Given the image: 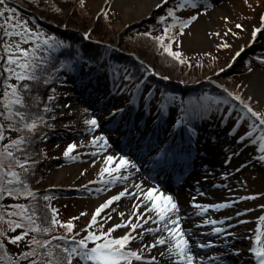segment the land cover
<instances>
[{"label":"rangeland","instance_id":"374dc122","mask_svg":"<svg viewBox=\"0 0 264 264\" xmlns=\"http://www.w3.org/2000/svg\"><path fill=\"white\" fill-rule=\"evenodd\" d=\"M113 1L103 0V4L99 6L100 0H84L83 5H81V0H6L11 4L15 2L16 4L12 5H15L18 9L22 7L25 11L31 12L38 20L42 19L41 21L49 26L52 33L50 35L45 34V36L55 38L57 35L55 39L63 42V46L57 48L59 51L67 50L66 47L81 48L88 58L104 57L112 61L118 60L131 66L136 65L135 71L141 68H138L137 65L142 64V66H147L146 69L152 68L157 75L159 74L158 77L161 80L156 77L159 82L171 85L173 89L169 88L170 90L180 91V84L182 83V92L189 89L194 91L198 89L205 90L206 88L215 93L225 94L230 99V103L234 105L229 103L227 105L218 103L215 106L203 104L207 107H203L195 122L199 124L203 121L202 126L208 124L213 128L220 130L224 128L228 132L232 131L231 134L237 141L236 147L239 146L246 153V166H243L242 170L235 174V179L228 190L232 199L239 197L253 198L235 205L234 209L228 214H240L251 210L245 217L239 216L242 219L237 220L245 223L233 228L232 232L241 233L252 229L255 227L256 219L260 215V211H257V209L264 205V166L258 162V158H254V155L257 156V147L254 146L253 141L257 135L255 133H251L250 136L247 134L253 125L258 124L261 130H264V125H260L259 121L247 114L240 102L229 97L224 89L239 95L254 110L264 114V104L249 94L250 85L256 79L257 71H264V29L261 30L252 46L243 48L242 51L239 50V56L235 55L238 51V44L247 38L250 26L256 23L257 16L262 5H264V0H196L198 10L190 7L176 8L177 2L174 0H167L166 4L161 0L158 3L159 7H157V4L148 15L136 21L128 20L124 16L123 8L114 7ZM202 3L204 5H201ZM224 4H228L230 8L229 15L214 19V29L207 30L206 23L211 17V13ZM130 5L133 9L137 8L134 1ZM8 6L9 4H7ZM3 7L4 5H0V8ZM9 8L15 9L12 6ZM169 8L174 9L179 20L187 21L192 15L197 17L183 29L182 35L179 34L178 23L171 29V32L176 33V40L179 41V43L173 41L171 48L173 51L180 52V58L185 63H180L179 60L168 56L153 39L155 36L162 35L163 29L168 24L173 23L172 18L167 15ZM15 13L19 14L16 10ZM6 16L7 12H4L0 15V19L4 17L3 20L5 21ZM162 16L165 17V21L160 20ZM17 20L14 18L9 24H15ZM145 22L149 23L146 26H141ZM25 23L35 32L28 22ZM237 24L242 27L237 28ZM138 26L141 27L138 28ZM38 32L43 33L41 30ZM145 32L151 33V36L145 37L143 35ZM9 41L18 42L19 37H11L6 40L3 37V40L0 39V57L4 56V43ZM27 44L22 43L21 46L31 48V44L29 46ZM103 47L107 50L102 49ZM108 50L110 54H107L109 53ZM97 51L100 54H94ZM60 63L59 56L55 55L52 63L48 64L51 68V74L47 76L49 80L45 87L46 91H39V94L40 92L42 94L39 96L40 101L36 96V91L43 87L39 88L38 83L34 81L29 88L31 89L30 92L33 91L35 94L33 96L30 95V92L25 94L24 100L32 102L29 109L31 114H33L34 100L41 105L40 109L43 111L42 118L44 122L37 124V130L29 134L27 130L18 132L10 129L8 125L11 121L0 115V125L4 127V140L0 141V147L7 144L10 139H16L18 136L30 135L32 137L31 143L23 145L24 153H16V155L18 158L23 159L26 154L32 156V158H29V162L34 160V164L30 168L32 170L26 174V181L30 190L33 193L36 192L34 193L35 198L5 195L0 199V216L3 217L0 220V231L4 233L0 236V245L3 246L0 247V256L7 254L8 258L16 261V264H28V260L24 259L21 253L29 251L30 248H36V245L30 243L34 236L37 240L42 241L51 240L53 236L71 234L66 233V230L60 226H56L49 234L33 233L26 227L9 230L7 224L9 219L20 221L22 224L26 223L20 216L8 215L9 212L18 211V209L10 207L11 205H25L26 209L29 210L28 214H31V211L34 210L38 215L37 224H42L45 216L50 220L51 208L56 209L57 219L62 222H67L75 217L76 219L72 220L74 224L73 233L78 234L77 238H80L86 235V225H88L94 209L114 195L111 193V184H107L100 192L94 193L91 197L77 200L71 196L74 189H81L86 185H97L99 180L108 179L109 175L107 173L104 174V178L100 179V170L102 167L113 168L117 161L114 160L112 164L108 165L104 163L106 153L113 155L109 152H106L101 160L97 159L101 154L99 151L102 150L100 147L102 142L99 140L94 145L92 140L93 137L99 135V132L95 130L96 127L93 128L85 123L87 119L94 117L95 113L80 104L79 101L72 100L75 95L73 92L74 83H70L66 71L59 73ZM221 69L223 70L221 71ZM91 72L92 68L85 66L82 80ZM129 72L132 73L131 70ZM6 75V73H3V64L0 63V88L2 92L5 88V85L2 84L4 81L3 76ZM168 76L169 78L166 81L162 80ZM12 79L17 84V81L14 78ZM1 90L0 96H2ZM118 92L116 90L110 92L107 106L111 104V106L119 105L121 101L126 104L127 100L125 99L129 96L128 92L125 88L120 93ZM50 95L54 97L52 101L47 99ZM169 104L171 111L169 116H175L179 103L175 99L169 98ZM45 106L48 108L47 111H45ZM85 109L87 111H84ZM4 111L3 103H0V113ZM226 113H228V116ZM240 116H244V119L238 120ZM227 119L228 123L226 122ZM39 126H42V129ZM237 127L238 130L234 132L232 129ZM69 143L76 145L70 153V157L73 158L64 157L63 155ZM232 153L233 151H230V155ZM89 161L91 163L88 166H83L80 170L78 169L79 171H75L74 167ZM68 167L70 170L59 178V181L51 176L53 173L59 172L60 169ZM14 170L20 171L19 169ZM52 190H56L58 195H49ZM45 196H48L49 199L44 200ZM130 200L131 198L126 199V201L120 200L115 204L113 202V205L104 211L111 216L115 207L116 210L122 207L126 209L132 207L134 203ZM81 213L85 214L81 215ZM125 217L126 215L123 218L120 216L113 223H119ZM97 220L98 223L104 224L103 231H107V228L113 224L103 213L97 217ZM87 230L101 231L97 225H93ZM141 230L138 228L136 231L140 232ZM125 231L126 229L121 227L116 229L112 236L122 235ZM24 233L26 234L22 236L21 240L15 243L10 242V238ZM52 243L63 242L53 240ZM142 244L143 241L138 243L132 241L129 247H138ZM37 251L40 252L43 249H37ZM30 259H36V257ZM40 259L45 258L41 257ZM0 264H5V262L0 261ZM72 264L77 263L73 260ZM132 264L140 263L135 262Z\"/></svg>","mask_w":264,"mask_h":264},{"label":"snow or ice","instance_id":"6c2138e0","mask_svg":"<svg viewBox=\"0 0 264 264\" xmlns=\"http://www.w3.org/2000/svg\"><path fill=\"white\" fill-rule=\"evenodd\" d=\"M84 0H81V5H83ZM166 4L167 0H163ZM0 5H4L0 8V15L7 12L5 18V24L0 25V30L3 31L6 37H19L18 42H6L3 46V51L5 55L0 57V63L3 64V76L5 81V88L0 96V103H3L4 112L0 115L4 116V119L11 121L8 125L10 129H14L18 132L27 130L30 134L34 130H37V124L43 123V118L39 115L32 116L24 109L28 108V103L24 100L22 91L24 94H28L31 89L26 81L40 82L42 79V74L48 69L45 65L49 64V57L47 56H37V51L43 48L44 50L54 51L58 47L63 46L62 41H57L54 37L45 36L41 32H33L23 21L17 20L15 24H9L15 18V9L7 7L6 0H0ZM160 5L158 4L157 7ZM176 8L190 7L191 9L198 10L196 0H179ZM103 11V10H101ZM167 15L172 18L173 23L168 24L163 29V34L153 37L155 42L163 48V52L173 59L179 60L180 63H185L182 60L179 51H173L171 44L173 41L179 43L176 40V33L171 32V29L175 27L178 23L180 28V33L183 34V29L188 26L197 17L195 15L190 16L187 21L179 20L175 15L174 9L169 8ZM261 23L260 26L251 31V38L255 39L257 33H260L264 29V15L259 17ZM161 21H165V17H160ZM237 28L242 26L237 24ZM145 37H150L151 33L145 32L143 34ZM32 42L33 47L24 48L21 44H27ZM226 46V45H224ZM242 51V49H241ZM236 56L240 55V51H237ZM54 67V66H53ZM223 69H221L222 71ZM14 78L17 84L7 83L9 79ZM168 79V77H164ZM129 79V77H125ZM21 82H25L22 83ZM44 83H48L47 79H44ZM18 85L20 87L18 88ZM53 91H55L53 89ZM229 97L237 100L246 110L247 114L259 121L260 125H264V114L254 110L245 100H243L239 95H235L232 92H228L224 89ZM47 99L52 101L53 96H48ZM251 99V97H249ZM214 103L228 104V100H215ZM17 106V107H14ZM48 108L45 106V111ZM84 111H87L85 109ZM243 117H240L242 119ZM86 124L92 126L93 128L98 126L97 119L92 117L85 121ZM253 131H256L253 128ZM247 135H251L248 133ZM243 139V137H241ZM4 140V127L0 125V141ZM32 137L29 136H18L16 139H10L7 144H3L0 147V199L5 195L7 196H25L35 198V194L30 190L29 185L26 181V174L30 171L34 161L29 163V156L24 155L23 159L18 158L16 153H24L23 145L26 143H31ZM103 140L104 145L108 144V141L103 136L93 137L92 144H96L97 141ZM261 144L260 150L264 151V136L260 137ZM76 145L69 143L63 152L64 157H70V153ZM260 160H264V156L259 157ZM114 160L117 163L113 168L102 167L99 175L103 178L104 174L107 173L111 179L103 181L105 184H111L117 178L121 180H127L128 177L120 175L119 177L113 176L112 174L119 173L120 169H126L128 166L131 168H136V165L132 163L124 155H119L118 157L113 155H106L104 157V163L106 165L112 164ZM7 164V166H5ZM27 165V166H26ZM14 169H19L16 171ZM12 186V187H10ZM133 187L137 190L136 193H128L127 189L119 191L117 194L112 195L103 203L99 204L94 209L91 219L86 225V235L77 238L78 234L73 233L74 224L72 223L75 217L68 220L67 222H62L57 219L56 209L51 208V218L45 216L42 224H37L38 215L33 210L31 214L29 210L26 209L23 204H15L10 207L18 209V211L9 212V216H20L26 223H21L20 221L8 220V229L12 230L14 228L26 227L29 231L33 233L49 234L55 229L56 226H60L66 230V233L71 235H61L53 236L51 240H37L35 236L31 240V244L36 245V248H30L29 251L21 253V256L28 260V264H72L74 258H78L81 264H132L133 259L135 261H143L145 257L142 255L144 248L152 249L157 246H165L166 252L162 251L161 256L167 254L168 259L171 264H195L196 256L194 255L190 246V236L191 233H186L181 226V217L179 213L178 204L175 202L173 197L168 195H159L158 190L153 187H148L146 189L141 188V184L136 183ZM126 195H132L133 197L143 196V200L136 202L132 206V211L129 216L122 219L119 223H113L107 228V231H103L104 224L98 223L97 217L104 214V216L111 220L112 217L105 212V209H109L113 202L120 201L122 197ZM203 195V193H201ZM253 197H241L240 199H252ZM49 197L45 196L44 200H48ZM195 197H193V201ZM143 204V207L141 205ZM227 205L224 203L215 204H199L193 203V207L200 210V213L206 212L209 208L221 209L225 208ZM85 213H81L84 215ZM119 215L123 218L125 216L124 212H120ZM135 217V220L132 218ZM3 217L0 216V220ZM261 224H264V215L258 217ZM149 222L155 225V227H145ZM243 222V221H242ZM207 225H215L217 222L215 220L205 219L203 221ZM93 225H97L101 231L93 232L90 229ZM125 228L126 231L119 236L113 237L112 233L119 228ZM142 229L140 232L136 230ZM213 233L220 234L223 229L220 227H213L211 229ZM135 233V235H133ZM145 233H159L155 235L152 243H144L141 245L140 250H133L129 247L130 242L143 240ZM4 233L0 231V236ZM16 235L10 238V242L15 243L22 239L25 235ZM62 241L63 243H55L52 241ZM255 242L250 243L248 251H250L256 261V264H264V231L258 226L255 229ZM91 244V247L89 246ZM199 248H208L210 245L205 242H199L196 244ZM0 247H3L0 245ZM37 249H43V251L38 252ZM239 255V251H236ZM31 257H36V259H30ZM45 259L41 260L40 258ZM150 261L155 264L156 257L151 256ZM202 259V258H201ZM0 261H4L5 264H16V261L11 260L7 257V254L0 256Z\"/></svg>","mask_w":264,"mask_h":264},{"label":"bare ground","instance_id":"6f19581e","mask_svg":"<svg viewBox=\"0 0 264 264\" xmlns=\"http://www.w3.org/2000/svg\"><path fill=\"white\" fill-rule=\"evenodd\" d=\"M136 2L137 8L133 9L130 5L132 2ZM161 0H148V1H140V0H114L113 1V6L114 7H122L124 10V16L128 18V20L131 19V21H136L140 20L142 17L148 15L151 11L152 8H154L158 3H160ZM100 4H103V0H100ZM230 13V8L228 4H224L223 6L217 8L215 11L211 13V17H209L206 26L207 30H213V20L216 18H221V17H227ZM261 15H264V5H262L260 13L257 16V20L255 24H252L249 28V33L248 36L245 40L241 41L238 44V51L243 49V48H248L252 46L259 33H257V37L255 39L251 38V31L257 27L260 26V19L259 17ZM256 88V90H255ZM103 89L105 90H100L99 94H104V92L108 93L109 91L104 87ZM250 95L254 96L259 100L262 104H264V71H257V76L256 79L253 81V83L250 85ZM108 94L103 95V98L107 97ZM201 137L198 138L200 141V144L202 146V149L204 152H206L207 157L203 159L204 164L203 165H209L212 168L208 169L209 176L205 177L202 176L194 179L195 182H199L201 187H206L205 185L208 184L209 186L213 184H224L225 185V190L221 191H209L206 193V197L203 200H198V203L201 204H213V203H220V202H225L228 201L227 195H228V188L231 187V183L233 182L235 178V169L243 164L246 159V153L244 151H239V146L236 147L237 141L233 137L231 133H229L227 130H220L218 128H213L212 126L206 124L203 126V129L200 131ZM212 139L214 140L212 142ZM235 148V149H234ZM230 151H233L232 155H230ZM238 152V154H236ZM99 160H101V157H98ZM93 161V160H91ZM91 161L89 162H84L81 163L80 165L74 167L75 171H79L80 168H83V166H88ZM79 169V170H78ZM70 168H63L60 169L59 172L53 173L51 176L56 180L59 181L58 179L61 178L62 176L65 175L66 172H68ZM75 173V172H74ZM206 178L207 183L203 182V178ZM134 181L131 183L130 180H126L125 183L120 184V185H114L113 187V194H117L119 191L127 189L128 193H136L137 190L133 187ZM208 186V187H209ZM125 197H131L130 202L136 203L140 202L143 200V196L139 197H133L132 195H126ZM122 201H126V198L122 197ZM183 206H188L189 205V200H187L185 194H180L179 199H178ZM118 202V201H115ZM114 202V204H115ZM143 207V204L141 205ZM114 212L111 215L112 223L115 222L119 217L120 212H124L127 218L129 216V213L132 211V207L129 208H118L116 210V207L114 208ZM232 215V214H230ZM229 214L227 212L221 211V213L215 217L216 219H221L228 217ZM132 219L135 220V217ZM240 235L242 234L244 236V240H241L240 235L237 233H228L225 234V237L229 236V240H235L234 244L227 248L229 250H233L231 252L241 250L242 246H245V243H251V238H253L255 231L254 229H250L244 232L239 233ZM148 236H145V240L147 239ZM153 239L149 241V243H152ZM234 248V249H233ZM247 249V248H246ZM244 250V254L239 255V257L244 256L247 250ZM151 256H157V252L154 250H148L145 254L146 258H150Z\"/></svg>","mask_w":264,"mask_h":264},{"label":"trees","instance_id":"16d2710c","mask_svg":"<svg viewBox=\"0 0 264 264\" xmlns=\"http://www.w3.org/2000/svg\"><path fill=\"white\" fill-rule=\"evenodd\" d=\"M6 4H9V6L8 7H14L15 8V10L16 11H18V13L19 14H17V13H15V18L16 19H18L19 21H24V20H26V21H28V22H30L34 27H38V28H40V29H42V30H44L45 32H46V34H48V35H50V34H52L51 33V30L49 29V26L47 25V24H45V23H43L44 21H41V20H38L37 18H36V16L34 15V14H32L31 12H29V11H25V9H23L20 5H18V6H20L21 8L20 9H18L15 5H12V4H16L15 2H13L12 4L11 3H8V2H6ZM2 19V20H1ZM1 19H0V25H4L5 24V21L3 20L4 19V17H1ZM43 25H42V24ZM35 32H36V30H35ZM53 36H54V34H53ZM3 37H4V40H6V39H8L9 37H6V36H4V34H3V31L2 30H0V39H2L3 40ZM31 44V47H33V44H32V42L30 41L28 44H27V46H29ZM21 47H25V46H21ZM27 48H29V47H27ZM102 49H105V47H103ZM110 50V49H109ZM37 56H47V57H49V63H51V61H52V55H51V53H50V50H48V51H46V50H44L43 48H41L40 50H38L37 51ZM3 55H5V53L3 52ZM134 66H136V65H134ZM138 66V68L139 67H141V68H147V66H142V64H138L137 65ZM45 67H47V71L46 72H44L43 74H42V79L40 80V82L41 83H39L38 82V87L39 88H41V87H43V88H41L40 90H38V91H36V93H37V98L39 99V101H40V95H42L41 94V92H40V94H39V91H42V92H45V87L47 86V83H44V79H47V76L49 75V65H45ZM157 74V73H156ZM159 75V74H158ZM168 78H169V76H168ZM28 84H29V86L31 85V83L33 82V81H26ZM35 82V81H34ZM7 83H10V84H15V82H13V79H9L8 81H7ZM22 83H25V82H21V84ZM37 83V82H36ZM2 84L3 85H5V81H3L2 82ZM18 86H20V85H18ZM0 90H1V88H0ZM208 91H210V92H212L213 94H216V95H218L219 93H215L214 91H211V90H209V89H207ZM35 93L32 91V92H30V95H34ZM1 95H2V90H1ZM22 95L24 96L23 98L25 99V94L23 93V91H22ZM26 101V100H25ZM27 103H28V108L27 109H24L25 111H27L28 113H30V111H29V109H30V106H31V103L30 102H28V101H26ZM15 107H17V106H15ZM34 107H35V110H34ZM41 108V105H39V102H37L36 100H34V102H33V114H32V116L33 117H35V115H39V116H41L42 117V114H43V111L40 109ZM31 114V113H30ZM40 127V126H39ZM29 158H32V156H29ZM32 161H34V160H32ZM31 160H30V162L29 163H31L32 162ZM33 165V164H32ZM35 167V166H34ZM30 170H32V169H30ZM33 170H35V169H33ZM34 193H36V192H34ZM3 262V261H2Z\"/></svg>","mask_w":264,"mask_h":264}]
</instances>
